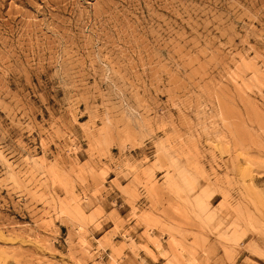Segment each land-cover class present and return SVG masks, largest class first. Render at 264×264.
<instances>
[{
  "label": "rangeland",
  "instance_id": "1",
  "mask_svg": "<svg viewBox=\"0 0 264 264\" xmlns=\"http://www.w3.org/2000/svg\"><path fill=\"white\" fill-rule=\"evenodd\" d=\"M127 246L264 257V0H0V264Z\"/></svg>",
  "mask_w": 264,
  "mask_h": 264
},
{
  "label": "crops",
  "instance_id": "2",
  "mask_svg": "<svg viewBox=\"0 0 264 264\" xmlns=\"http://www.w3.org/2000/svg\"><path fill=\"white\" fill-rule=\"evenodd\" d=\"M114 176H109V180L112 179ZM117 180L120 184L124 183L122 177H118ZM112 190L114 191L113 194L107 196L105 195L104 198L101 199L100 205L101 208L104 210L105 213H108L111 211V214H117L121 216L122 218L127 216V213L129 211L128 204L123 200V197L120 193L116 191V186H111ZM106 220H108L106 218ZM130 225H133V222L130 223ZM141 231L139 226L134 227L132 231L130 232L131 237L134 239L135 243L143 244L145 243L146 246L150 249L151 252L154 254L156 253L155 247L146 241V239L139 235V232ZM136 254L131 250L128 246L124 247L122 250V256L120 260L118 261V264H159L163 262V256L156 254V257L153 259L150 257V255L141 247L138 246L136 248ZM256 264H264V257L257 256L254 259ZM204 264H228L223 257L221 256L220 249L216 246V250L214 251V256L211 257L208 263Z\"/></svg>",
  "mask_w": 264,
  "mask_h": 264
}]
</instances>
